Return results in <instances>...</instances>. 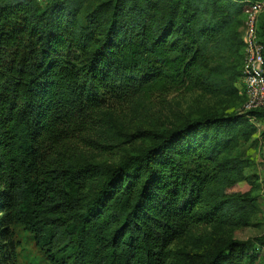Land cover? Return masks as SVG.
Returning a JSON list of instances; mask_svg holds the SVG:
<instances>
[{
  "label": "trees",
  "instance_id": "16d2710c",
  "mask_svg": "<svg viewBox=\"0 0 264 264\" xmlns=\"http://www.w3.org/2000/svg\"><path fill=\"white\" fill-rule=\"evenodd\" d=\"M249 2L0 0V264H14L6 226L22 219L49 229H37L46 245L56 234L59 264H168L196 239L213 246L200 264L257 263L233 234L262 213L239 150L264 109L136 136L149 144L116 164L64 154L75 139L95 144L115 104L171 91L237 97ZM255 242L264 249V234Z\"/></svg>",
  "mask_w": 264,
  "mask_h": 264
},
{
  "label": "rangeland",
  "instance_id": "374dc122",
  "mask_svg": "<svg viewBox=\"0 0 264 264\" xmlns=\"http://www.w3.org/2000/svg\"><path fill=\"white\" fill-rule=\"evenodd\" d=\"M255 2L262 4V10L257 17L258 31H261L264 29V0H255ZM248 5H245L244 10ZM242 59L240 57L235 62L236 72L242 70ZM234 86L241 91L237 97L232 98L198 91L189 93L171 91L167 94L151 96L138 105L115 104L112 112L117 118L95 138V144L88 145L75 139L64 143L67 148V152L64 151V154L79 158V151L81 154L79 160L116 164L137 148L149 144V142L134 140L136 136L148 132L166 131L201 114L242 113L245 93L241 80L235 82ZM258 128L259 131L253 141L244 145L239 150V154L243 159H248L251 164L249 168L245 169V176L250 180L256 178L260 184L258 204L262 213L256 218V225L239 229L233 234L234 239L248 243L249 251L258 257L256 264L264 260V249L255 242L256 238L264 234V135H261L262 132L264 133V118L258 123ZM126 141L134 142L131 144ZM31 215L27 213V216L32 217ZM34 220L38 221L33 218L32 221ZM6 227L8 232L5 234L4 244L9 243L7 248L14 250V264H59L57 261H60L62 252L53 250V247L57 246L52 240L56 234L53 233L47 245L37 234V229L49 230L47 227L40 223L34 227L23 219L15 225ZM212 247V243L202 247L200 239L191 240L186 248L187 253L184 256L172 255L168 264H200L201 255ZM174 250L176 252V248Z\"/></svg>",
  "mask_w": 264,
  "mask_h": 264
},
{
  "label": "built area",
  "instance_id": "2783aa9c",
  "mask_svg": "<svg viewBox=\"0 0 264 264\" xmlns=\"http://www.w3.org/2000/svg\"><path fill=\"white\" fill-rule=\"evenodd\" d=\"M244 10L242 40L244 43L241 82L245 93L243 112L264 109V60L263 46L257 36V17L262 4L253 2ZM256 120L252 119V122ZM256 126L258 124L255 123ZM259 130V128H258Z\"/></svg>",
  "mask_w": 264,
  "mask_h": 264
}]
</instances>
